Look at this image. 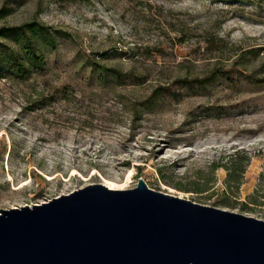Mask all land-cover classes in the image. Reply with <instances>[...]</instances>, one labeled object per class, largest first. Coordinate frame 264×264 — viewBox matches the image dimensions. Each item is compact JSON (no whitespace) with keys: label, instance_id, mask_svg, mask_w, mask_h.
<instances>
[{"label":"rangeland","instance_id":"1","mask_svg":"<svg viewBox=\"0 0 264 264\" xmlns=\"http://www.w3.org/2000/svg\"><path fill=\"white\" fill-rule=\"evenodd\" d=\"M0 30V210L142 179L264 221V0H0Z\"/></svg>","mask_w":264,"mask_h":264},{"label":"water","instance_id":"2","mask_svg":"<svg viewBox=\"0 0 264 264\" xmlns=\"http://www.w3.org/2000/svg\"><path fill=\"white\" fill-rule=\"evenodd\" d=\"M0 264H264V221L93 184L0 210Z\"/></svg>","mask_w":264,"mask_h":264},{"label":"trees","instance_id":"3","mask_svg":"<svg viewBox=\"0 0 264 264\" xmlns=\"http://www.w3.org/2000/svg\"><path fill=\"white\" fill-rule=\"evenodd\" d=\"M3 30H0V37L4 34ZM5 68L6 71L15 77L22 78L30 69L37 68L42 69L44 67L43 59L40 56V52L35 47L29 45L24 49V55L21 56L17 53H12L5 60ZM245 164H242V163ZM249 164V159L245 157H240L236 155V157L232 158L229 161V164H224L223 166H217L216 170L220 167H223L227 171V179L228 182H234L239 184V180L242 175L245 173L246 167Z\"/></svg>","mask_w":264,"mask_h":264},{"label":"bare ground","instance_id":"4","mask_svg":"<svg viewBox=\"0 0 264 264\" xmlns=\"http://www.w3.org/2000/svg\"><path fill=\"white\" fill-rule=\"evenodd\" d=\"M108 188V187H107ZM111 190V189H110Z\"/></svg>","mask_w":264,"mask_h":264}]
</instances>
